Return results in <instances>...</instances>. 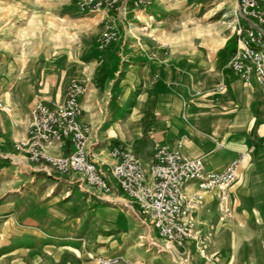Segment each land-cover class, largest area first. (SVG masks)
Returning <instances> with one entry per match:
<instances>
[{
	"label": "crops",
	"instance_id": "0c3cea01",
	"mask_svg": "<svg viewBox=\"0 0 264 264\" xmlns=\"http://www.w3.org/2000/svg\"><path fill=\"white\" fill-rule=\"evenodd\" d=\"M234 1L238 9V0ZM225 4L226 0H154L151 7L136 9L132 2H125L120 13L103 10L79 20L80 24L112 21L120 36L104 53L95 52L94 59L78 74L88 82L81 100V121L90 132L89 150L100 172L113 183L110 194L89 187L78 175H60L45 163H30L16 150V144L28 140L36 104L62 102L68 87L53 92L49 71L40 66L30 74L27 56L18 55L17 61L23 64L11 66L9 85L0 92V219L8 218L29 230L40 228V234L45 235L50 233L46 230L50 225L61 228L67 220L76 219V204L83 201L94 202L99 208L110 206L115 213L141 216L112 180L111 169L117 163L113 147L133 152L148 168L155 162L157 146L181 143L182 152L202 160L209 171L221 172L245 156L236 181L226 190L223 206L219 189L203 193L204 208L192 218L196 237L201 231L209 243L220 242L223 236L234 244L264 243V93L257 81L248 85L228 64L190 61L197 66L182 71L176 60L163 57V53L162 58L154 59L146 53L154 45L150 38L158 35L161 48L173 46L167 36L176 31L170 30L169 18L184 12L206 22L222 13ZM26 15L25 19L31 20L26 25L37 27L27 42L36 43L42 56L50 48L44 39L50 14ZM213 27H197V33L212 35ZM91 48L96 51L98 46L82 49ZM71 150L69 144L52 145L47 152L68 155ZM187 192L194 194L198 189L190 185ZM67 206L73 212L68 219ZM247 227L257 228L250 239L241 236Z\"/></svg>",
	"mask_w": 264,
	"mask_h": 264
},
{
	"label": "rangeland",
	"instance_id": "374dc122",
	"mask_svg": "<svg viewBox=\"0 0 264 264\" xmlns=\"http://www.w3.org/2000/svg\"><path fill=\"white\" fill-rule=\"evenodd\" d=\"M83 1L0 0V92L9 85L11 66L23 64L17 61L18 55L27 56L26 70L30 74L40 66L49 71L53 92H59L65 86L68 90L72 82L85 80L78 74L84 71L90 59H94L95 52H105L100 49V44L107 28L112 26L117 32V41L111 47L119 42L120 36L112 21L80 24V19L96 13H81L78 3ZM39 11L50 14L44 31V39L50 48L42 56L36 43L27 42L37 27L27 26L31 20L25 19L27 13ZM186 15L179 12L167 20L170 30L176 31L175 35L167 36L173 46L161 48V36L151 37L150 43L154 45L146 51L147 57L162 58L163 53V57L176 60L182 71L197 66L190 61L201 60L210 65L228 64L230 68L238 46V28H248L239 17L236 2L226 0L224 11L206 22ZM209 24L214 26V34L197 33V27ZM230 35L232 38L224 46ZM95 44L98 46L96 51H93L94 47L82 49ZM154 79L148 85L151 86ZM111 209L83 201L76 204V219L67 220V225L61 228L50 225L46 228L50 233L45 235L40 234V228L32 231L15 226L8 218L0 219V264H97L101 258L110 257L122 258V264L134 261L139 264H264V243L244 241L234 244L225 236L220 242L209 243L199 231L198 237L184 246H171L143 216L133 213L127 216ZM65 213L67 219L69 214L73 215L68 206ZM256 233V227H247L241 236L250 239V235Z\"/></svg>",
	"mask_w": 264,
	"mask_h": 264
},
{
	"label": "built area",
	"instance_id": "2783aa9c",
	"mask_svg": "<svg viewBox=\"0 0 264 264\" xmlns=\"http://www.w3.org/2000/svg\"><path fill=\"white\" fill-rule=\"evenodd\" d=\"M125 2L136 9L151 7L154 0H84L78 3L81 13L102 10L120 12ZM239 17L248 28L239 26L237 50L230 68L248 85L255 79L264 93V0H238ZM117 41L114 27H108L100 49L106 51ZM88 82L70 84L62 102H38L33 110L28 140L16 144V149L33 164L45 163L60 175H78L81 182L103 194L113 192V183L104 176L89 150V130L83 125L82 98ZM72 147L68 155H50L52 145ZM112 157L117 161L111 177L121 192L130 198L140 215L171 246L182 247L196 239L193 215L204 208V192L219 189L221 206L226 202V190L236 181L245 156L230 162L221 172L209 171L202 160L191 159L182 152V144L159 145L155 162L145 167L133 152L114 146ZM190 185L198 192L188 194ZM120 257L101 258L97 264H122Z\"/></svg>",
	"mask_w": 264,
	"mask_h": 264
}]
</instances>
